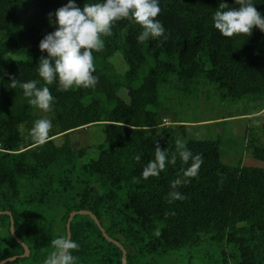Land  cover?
<instances>
[{"label":"trees","instance_id":"16d2710c","mask_svg":"<svg viewBox=\"0 0 264 264\" xmlns=\"http://www.w3.org/2000/svg\"><path fill=\"white\" fill-rule=\"evenodd\" d=\"M67 2L0 0V211L10 212L14 234L29 249L20 257L23 247L10 231V217L2 214L0 261L16 256L12 261L44 264L53 251L51 241L66 237L69 213L88 210L124 248L126 264H148V255H167L202 240L221 248L222 264L229 258L234 264H264V168L225 163L219 138L183 140L186 125L194 122L164 123L167 119L159 116L163 96L181 105L215 94L241 102L245 113L237 115L262 111L264 32L253 27L249 36L223 37L212 20L220 0H158L161 12L155 19L167 40L139 42L140 25L131 19L115 22L111 35L101 37L103 50L92 53L96 86L60 91L53 83L54 102L45 112L29 103L22 88H11L9 76L44 85L38 64L47 53L39 42L56 30L54 13ZM74 2L82 9L103 0ZM224 2L238 7L234 0ZM251 2L264 15V0ZM11 53L17 56L9 58ZM38 119L53 125L44 144L30 135ZM97 125L104 139L89 144V131ZM74 133L84 134V141H74ZM177 138L194 155L201 154L203 164L178 188L186 199L168 203L171 181L188 165L177 158L156 177L144 179L141 172L154 159L156 141L171 152ZM246 146L253 158L264 161V142L248 136ZM137 154L140 161L134 159ZM70 238L80 246L72 252L75 264H121V250L88 215L72 218Z\"/></svg>","mask_w":264,"mask_h":264},{"label":"clouds","instance_id":"9594fccd","mask_svg":"<svg viewBox=\"0 0 264 264\" xmlns=\"http://www.w3.org/2000/svg\"><path fill=\"white\" fill-rule=\"evenodd\" d=\"M238 7H229V4L220 0L218 10L212 20L213 26L225 37L235 34L249 36L253 27L264 32V15L254 6L251 0H234ZM161 12L158 0H103L102 3L85 4L81 9L74 0L54 13L56 30L44 36L39 42V49L46 52V57H41L38 64L39 76L44 85H39V80H30L21 83L17 78L9 76L11 88L17 86L23 89L25 97L30 98L29 103L45 112L53 105L49 86L58 83L60 91H66L73 86L94 88L98 77L93 75L96 71L93 62V50L99 52L104 48L102 36L111 35L113 24L121 19L134 20L142 27L137 37L143 42L150 37H161L167 40L162 23L155 19ZM49 13V18L52 17ZM53 127L48 119H38L34 122L30 135L37 144H44ZM154 159L148 161L143 167L141 175L144 179L156 177L168 165H175L177 158L182 165L176 179L170 183L171 191L167 194V202L184 200L186 196L178 188L189 182V178L196 177L203 164L201 154H193L180 139L176 140L175 151L161 149L159 141L155 142ZM134 159L140 161L141 155ZM174 215V213H168ZM159 234V233H158ZM53 251L50 252L44 264H75L76 257L73 250L79 249V244L70 237L60 236L51 241Z\"/></svg>","mask_w":264,"mask_h":264},{"label":"rangeland","instance_id":"374dc122","mask_svg":"<svg viewBox=\"0 0 264 264\" xmlns=\"http://www.w3.org/2000/svg\"><path fill=\"white\" fill-rule=\"evenodd\" d=\"M13 56L16 57L17 55L11 53L9 58ZM115 56L119 62V69L123 70L124 65L120 54L116 53ZM121 95L126 99L125 92H122ZM167 97H162L165 108L159 112L160 117L164 116L167 119L164 120V123H171V121H177L178 119L194 122L186 125V134L183 140L189 138H219V148L223 162L229 164L241 162V164L246 166L264 168V161L253 158L246 146L248 136L264 142V128L260 127L264 125V108L253 116L248 114L237 115L235 114L236 112H244V105L241 102L229 103L222 101L215 94L209 96L199 95L198 97L184 101L181 105L168 102ZM250 111H252V107L249 108L247 113H250ZM222 117L228 118H225L224 122L215 124ZM98 126L94 130L89 131V144H98L103 141L102 126ZM73 135L76 136L74 141L77 140L79 144L84 141V134L77 136L74 133ZM58 141H61V138H58ZM0 230L2 229L0 228ZM220 250L221 248L217 249L206 240H202L197 246H184L163 256L148 255L144 260L149 262L148 264H222ZM227 250L237 254L234 249L227 248ZM27 263H30L28 259L17 262L11 261L6 264ZM234 263L235 258L228 259L227 264Z\"/></svg>","mask_w":264,"mask_h":264},{"label":"water","instance_id":"95a60500","mask_svg":"<svg viewBox=\"0 0 264 264\" xmlns=\"http://www.w3.org/2000/svg\"><path fill=\"white\" fill-rule=\"evenodd\" d=\"M8 215L10 217V231L13 235V237L15 238V240L23 247V253L20 255V257H27L29 255V249L28 246L20 241V239L14 234V228H13V220L12 217L10 215V212L8 211H0V215ZM76 214H82V215H88L91 219H93V221L96 223V225L99 227L103 237L110 243H113L114 245H116L122 252V256H121V264H126V252L124 250V248L120 245V243L116 240H114L113 238L109 237L104 229L102 228V226L100 225L98 219L94 216V214H92L90 211L88 210H78V211H72L69 213V216L67 218L66 221V237H70V222L72 220V218L76 215ZM16 258V256H12V257H8L5 260L0 261V264H3L4 262L7 261H12Z\"/></svg>","mask_w":264,"mask_h":264}]
</instances>
